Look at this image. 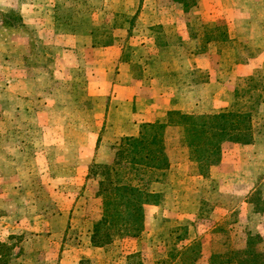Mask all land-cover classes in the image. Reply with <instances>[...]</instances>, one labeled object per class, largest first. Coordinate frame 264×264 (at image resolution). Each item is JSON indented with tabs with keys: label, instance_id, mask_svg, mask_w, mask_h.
Returning <instances> with one entry per match:
<instances>
[{
	"label": "rangeland",
	"instance_id": "rangeland-1",
	"mask_svg": "<svg viewBox=\"0 0 264 264\" xmlns=\"http://www.w3.org/2000/svg\"><path fill=\"white\" fill-rule=\"evenodd\" d=\"M124 1L122 5H107L85 0H0V264H165L173 248L182 250L193 244L201 246L196 264H211L213 254L244 251L251 238L264 239V166L255 165L254 180L245 184L247 189L254 185L255 191L239 196L228 193L219 175H201L187 147L189 162H182L188 165L183 179L174 182L172 176L166 175L168 171L148 177L151 192L160 193L153 188L161 190L162 201L146 206V228L141 236L116 238L104 247L95 246L94 225L103 217L102 200L97 196V184L102 178L97 167L114 163V149L123 138L103 133L99 145L104 154L114 156V161L102 164L96 149L88 163L90 151L83 152L81 148L85 136L76 128L79 120L71 118L76 117L77 104L69 103H83L88 121L92 104L89 83L105 72L115 75L111 63L115 64L117 55H93L83 37L81 45L85 43L86 52L82 54L87 61L78 68H67L64 55L69 53L63 51L67 40L51 34L53 15L62 31H88L106 23L111 29L116 19L113 15L109 18L108 11L119 13L122 8L125 14L121 21L124 19L131 31L111 35L110 44L123 46L122 55L134 61L135 76H169L167 83L177 96L176 110L198 119L234 104L237 88L245 86L242 79L258 74L264 83V64L254 72L245 68L264 52V0L244 1L246 18L229 9L234 15L230 16V25L223 22L215 28L205 26L206 10L194 9L196 0H188V7L174 0L188 19L189 42L178 35L177 26L158 25L160 9L173 7L168 0H156L157 4L133 0L131 5L129 0ZM224 17L229 19L228 14ZM228 28L236 39L232 40L228 33L231 43H214L217 51L225 53L221 54V65L225 66L214 77L216 82H211L208 73L195 67L193 61L208 53L203 49L207 40H214L211 33H227ZM237 52L236 60L232 57ZM77 54L69 55V64L75 63ZM232 63L241 67L235 80H230L228 91L224 84L237 69L229 67ZM8 93H18L17 99ZM260 107L254 121V142L256 154L260 153L264 161V109ZM68 141L74 145L70 149ZM177 145L174 147L179 148L180 143ZM79 153L82 158L86 155V165H63L65 158H76ZM236 182H230L231 189H241L240 182ZM244 202L249 208L243 215L240 208ZM219 206L227 207L228 212L216 213Z\"/></svg>",
	"mask_w": 264,
	"mask_h": 264
},
{
	"label": "crops",
	"instance_id": "crops-1",
	"mask_svg": "<svg viewBox=\"0 0 264 264\" xmlns=\"http://www.w3.org/2000/svg\"><path fill=\"white\" fill-rule=\"evenodd\" d=\"M77 1L81 2L82 0ZM85 1L93 2L94 4L119 2L120 5L124 4L125 2L124 0ZM168 1L171 2V5L173 7L170 10L169 8L160 9L161 20L158 25L163 27L177 26L178 35L182 38L183 41L189 42L191 32L188 28V19H186L187 17H185V13L181 12V6L176 4L174 0ZM244 1L246 0H196L197 6H195L194 9H198V7L205 8V16L207 15L208 17V24L205 23V26L208 28H215L217 26H220L223 22H225L226 25H230V16L234 17L233 13L246 18L248 14L242 10ZM152 2L153 4H157L156 0H152ZM126 3H128V1H126ZM129 3L130 5L133 4V0H129ZM229 9H232L233 13ZM222 10H227V13H224V11ZM117 11L116 13L108 11L109 13H111L109 15V18H112L114 16L116 19V24H113L114 26L111 29L106 23L97 25V27H95L97 29H90L88 31L82 29L76 30L72 28L70 30L69 25H67L66 27L69 28V30L62 31L63 28H59V24H55L54 22L56 15H53L51 20V34L67 40V45H64L65 47H63L64 53H69L67 55H64V63L67 68H78L82 65V62L85 63L87 61L86 59L84 62V55L82 54V52H86L85 43H83V46L81 45L83 42L81 41V39L83 37H85V42L86 44H88L87 47L93 55L97 54V56H100L104 53V55L108 58L110 57L111 53L117 55L115 64L111 63V66L115 67V75L111 76L110 73L105 72L102 75H99L97 79H93L89 83L91 90H89L90 92L88 97L89 100L92 101V104L90 106L91 109L89 111V115L91 118H88L87 121L86 108L84 107L83 103H80L78 101L69 103L77 104L74 107L77 109L76 117L71 118L79 120L78 126H80L76 128L85 136V140L82 142L81 148L83 152L87 150L90 151L91 159L88 163H90L93 159L96 149L97 158H101L100 162L102 164H110L111 161H114V156H112V154H104V149H102L100 146V139L103 133H106V135L110 138H136L140 135V132L144 125L155 123L164 124L167 122V113L171 110L179 109L178 107H175L174 101L177 96L175 92H173V87H171L167 83V81L170 79L169 76L168 78L161 76H135L132 71V67L135 66V64L133 63L134 61L122 55V52H125L123 51V46H115L110 44L109 38L111 35H117L118 32L129 34V32L131 31V27L125 26V20L122 19L123 21H121V17L123 16V14H125L122 8H120L119 13ZM191 13L192 10L189 15H191ZM106 14L107 12L104 13V16H106ZM118 14L120 15L118 16ZM126 14L129 15L130 13ZM224 14H228L229 19H226L224 17ZM49 17L47 19H49ZM247 31H249V29ZM228 33L230 34L232 40L236 39L232 35L229 28ZM219 50L220 49H218L217 51V47L214 45V43H209V45L207 46L208 53L196 56L193 61L196 64L195 67L208 73L211 82H216L214 77H218L219 74H221L222 66H225V63L221 65L223 57L221 54H219ZM73 52H77L78 54L75 58V63L69 64L68 57ZM263 64L264 52L257 58L250 60L245 68H248L250 72H254L257 69L261 68ZM105 66L108 67L110 66V64ZM230 66H232V68L237 67V65L233 63L229 65V67ZM240 67L241 66H238L237 69L233 72V75H231V77L229 76L227 80L228 82H225L224 86H227L228 91L230 80H235L234 76L237 75L236 73H238V69H240ZM74 82H76L75 80H73V84L79 87L78 82ZM13 84H15V82ZM6 94L7 93L5 90V95ZM17 95L18 93L11 96V94L8 93V96L15 99H17ZM260 108L264 109V104H262ZM66 110H68V108H66ZM64 113L66 114L67 112L65 111ZM90 120L93 121L90 122ZM48 125L50 126L51 124ZM69 126L70 125H68V127ZM62 129L63 132H65V127H63ZM182 133L183 130L180 127H167L165 134L169 160L172 165L166 175L169 174L168 176H172L174 182H176V180L183 179V177H185L186 175L183 174V172L185 170H188V165L182 164V162H189L188 157L186 158L188 152L187 145L184 143V136ZM178 143H180V147H174V145H177ZM67 146L70 149V147L74 145L68 141ZM256 151L257 144H255V142L250 145H241L233 142L224 143L221 150V161L218 163V165L211 168L209 172L210 177L211 175H219L221 183L225 186V189L228 191V193H234L239 196H247L249 194H252L255 191L254 185L252 186L249 184L250 187L249 189H247L248 185L245 188V184L247 181L254 180V172L252 171V169L255 165L259 166V168L264 166V161H261L262 158L260 156V153L256 154ZM101 152H103L104 154L103 157H101ZM69 153L71 155L70 150ZM81 153H79L76 158H65L66 160L63 162V165H70V162L74 166L77 165L78 167L86 165V153L83 154L85 155V157L83 158L81 157ZM239 160H241V162H239ZM97 162H99L98 159ZM209 175L207 177H209ZM231 181L240 182L242 186L241 189L236 190V188L234 187L231 189ZM160 184L161 183H158L156 185ZM97 185L98 193L99 183ZM153 189L157 192L162 193L161 190H158L157 188ZM162 190L164 191L165 188H163ZM248 208V205L246 204V202H244V206L240 208L243 215L245 212H247ZM215 212L223 214L228 212V209L225 206H219V208H217ZM243 222V224H250L248 221Z\"/></svg>",
	"mask_w": 264,
	"mask_h": 264
},
{
	"label": "trees",
	"instance_id": "trees-1",
	"mask_svg": "<svg viewBox=\"0 0 264 264\" xmlns=\"http://www.w3.org/2000/svg\"><path fill=\"white\" fill-rule=\"evenodd\" d=\"M178 1L185 7L190 5L188 0ZM211 37L214 40H207L203 50L207 49L209 43L232 42L228 32L222 30L211 33ZM219 53L225 55L223 50H219ZM238 55L237 52L232 58L237 60ZM242 81L245 86L237 88L236 101L228 108L199 119L179 110H171L168 112L167 123L146 124L138 137L121 140L114 149V163L97 167L101 170L102 178L97 196L102 200L103 217L94 225L95 246L104 247L116 238H138L145 231L146 206L158 205L162 201L160 193L150 190L151 178L171 168L165 142L168 126L184 129L190 160L198 166L203 176H207L210 168L221 161L224 143H254V121L264 102V83L258 74ZM155 180L158 182L159 179ZM260 243H264L263 238H251L244 251L213 254L211 264H264V251H260L264 250V245L260 248ZM172 250L165 264H196L201 255L199 244Z\"/></svg>",
	"mask_w": 264,
	"mask_h": 264
}]
</instances>
